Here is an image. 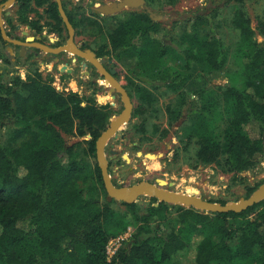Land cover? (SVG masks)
Returning a JSON list of instances; mask_svg holds the SVG:
<instances>
[{"label":"trees","instance_id":"16d2710c","mask_svg":"<svg viewBox=\"0 0 264 264\" xmlns=\"http://www.w3.org/2000/svg\"><path fill=\"white\" fill-rule=\"evenodd\" d=\"M247 1L224 0L225 8L235 3L231 24L239 34L234 48L239 66L231 83L199 90L205 104L194 100L184 110L180 98L166 109L170 128L186 115L183 150L195 140L197 163L223 160L226 171L236 175L264 159V10L254 23ZM30 2L18 0L17 15L40 33L39 21L28 18L34 10ZM47 3L53 21L48 25L61 34L65 27L56 3L36 0L37 7ZM220 9L192 15L176 37L161 33V24L148 15L134 14L109 34L112 52L134 55L136 78L147 75L152 90L178 93L187 76L163 66L168 57L186 60V70L197 64L207 74L226 67L229 54L216 26ZM203 27L210 33H201ZM0 42L8 45L1 31ZM52 83L38 70L25 79L0 80V264H264V200L241 213L219 214L182 206L173 212L152 197L142 215L136 203L122 202L127 210L116 211L117 201L107 200L101 170L91 161L110 113L91 102L83 105L79 94L58 92ZM131 85L145 101L137 114L151 106L154 93L134 81ZM68 137L90 139L84 140L86 148H77L80 144L68 146ZM256 190L248 188L246 198ZM131 226L134 232L110 257V242Z\"/></svg>","mask_w":264,"mask_h":264},{"label":"rangeland","instance_id":"374dc122","mask_svg":"<svg viewBox=\"0 0 264 264\" xmlns=\"http://www.w3.org/2000/svg\"><path fill=\"white\" fill-rule=\"evenodd\" d=\"M87 1L88 0H81V6L79 5L80 8H77L79 15H85L84 17H87V8L83 6V3L87 4ZM95 1L99 2L100 0ZM107 2H109V0H107ZM150 2L152 4L151 9L163 17L161 20L163 22L161 25V33L169 31L170 36L174 37L179 34L182 25H184L186 20L190 19L192 15L199 11L207 12L212 7L220 6L221 9L219 11V16L216 19V26L217 23L220 25L218 31L220 32L224 45L228 50L229 58L226 67L222 71L215 72L214 74H207L201 71L197 64H192L190 69L186 70L184 67L186 60H183V58L177 59L170 56L164 61L165 65L163 66L177 69L179 72H182L187 76V80L184 81L182 89L178 93L171 92L164 87L154 89L153 93L155 99L151 106H147L145 111L137 114L134 111L130 122L124 127V129L108 140L105 149L106 156L109 152L112 154V151H114L115 154H118V159H113L111 163H109L112 182L113 184H121L122 187L129 188L139 183L156 184V181L161 179L166 182V185L162 187L163 190L177 194L201 197L208 201H222L226 202V204L237 203L242 198L247 199L246 195L248 188H255L258 186L259 189V187L264 185V159L255 169L238 175L227 172L224 168L223 160H219L217 163L210 165L197 163L195 154L198 148L194 143L195 140H193V143L188 144L189 146L186 145L187 149L183 150L185 147V143L183 142L185 138L184 136L187 134V130L184 128L188 122L186 121V117L182 118L183 115L178 122H176L178 124L182 123L178 128H174V126L170 128V120L166 112L167 107L176 103L180 98L185 104L184 110L189 103L194 100L198 104H205L206 101L203 100L200 95H197L199 90H216V88L220 86H225L231 83V75L239 66V62L235 58L234 49L239 34L231 24L230 9L235 3L232 2L227 5V8H225L224 0H150ZM30 8L34 10L28 14V18L31 20H37L39 17H44V19L39 20V22L42 21V23H45L47 15L44 11L36 8L34 5ZM245 8L255 23L256 17L264 10V0H249L246 2ZM0 11L4 27L6 26L5 31L7 35L8 33H14L16 36H23L21 32L26 31L29 33L27 36L33 37L31 31L34 29H30L29 25L23 24L19 19L20 17L17 15L18 5L7 9L4 7ZM128 16L129 15L125 14L123 16L120 15L115 17L114 19H104L103 25L109 30L116 26L118 22L127 21ZM8 19L12 22L10 31H8L9 28H7V26H9ZM42 23H40L43 27L42 33L45 34L47 29ZM16 26H21V29L16 31ZM80 29L81 32L79 34V39L83 37L100 38V34H103L102 28H88L83 25L80 26ZM63 32H65V30ZM63 32L61 39H63L62 41L64 42L66 38H64ZM161 33L160 36H162ZM201 33L207 35L210 32L206 27H203ZM37 37L41 38V35H38ZM9 47L11 46H4V44L0 42V56L4 54L5 59H3V61H6V59H9L10 61V63H3L2 70L4 71L3 76L1 77L3 80H9L16 75L25 79L27 75L38 70L44 76L53 78V86L58 92H74L84 99L83 105H86L87 102H91L98 107L106 108L110 113L109 123L110 120H114L123 112V102L120 101L119 98L114 100L110 97L107 93L108 86L101 85V87L91 88L84 87V84H82V86L78 87L77 78L67 76L61 77L59 71H53L51 68L52 65L38 63L35 60L33 61L34 57L30 60H20L18 65L13 62V55L9 53ZM181 54L185 58L187 57L186 52L184 53L182 51ZM71 59H73V57H71ZM71 59L68 60L70 62L66 69L74 68V61L71 62ZM117 63L120 69L119 81L121 85L126 86L127 78L129 76L128 71L131 69H137L135 67L138 64V61L134 55L128 54L118 57ZM154 64L155 63L152 65ZM62 69L65 71V68ZM146 76L147 75H140V79L134 77L138 82H135V80L133 81L136 84L147 86L148 84L145 83ZM136 94L137 93L134 94L135 97ZM138 106L139 104L136 105L135 109ZM184 114H186L185 111ZM155 130H158L157 133H154ZM166 130L169 131L168 134L164 136ZM247 130L251 129L248 127ZM89 139L90 137H68L67 144L68 146L80 144L77 148H86L87 144L84 143V140ZM138 152H142L143 154L152 153L161 156L160 158L149 160L144 156L139 157ZM123 156H128L131 160L130 163H127ZM91 161L94 162L93 159H91ZM100 199L101 201L104 200L103 197ZM151 202L152 197L150 196H141L138 198L136 204L138 205L140 215L146 212L147 206ZM168 205L173 212L175 211L174 206H179L175 204ZM112 207L120 212L127 210L120 201H117ZM133 232L134 226H131L128 232L123 235V238H129ZM118 239L112 240L111 243L113 244L111 245L110 243L109 246H112L113 248L117 247L119 245Z\"/></svg>","mask_w":264,"mask_h":264},{"label":"flooded vegetation","instance_id":"af4514ba","mask_svg":"<svg viewBox=\"0 0 264 264\" xmlns=\"http://www.w3.org/2000/svg\"><path fill=\"white\" fill-rule=\"evenodd\" d=\"M8 1V0H7ZM6 1V2H7ZM120 0H109V2H107V0H100L99 2L95 1V0H88L87 4L83 3V6L85 8H87V17H84L82 15H79L77 8H80L79 5L81 6V0H62L63 3V7L66 11V14L71 22V24L74 27V24H77V27H74L75 29V45L77 46V48L85 53L87 52H91L94 57L101 63V65L103 66V68L110 74L113 76L114 79H116L118 81V83L121 85L120 81H119V73H120V69H119V65L117 63V56L115 53H113L112 51V46L110 43V39H109V34L114 31L115 28H117V26L120 25L121 22H118L116 24V26H114L113 28L107 30L104 25H103V20L107 19H114L115 17L118 16H123L125 14L129 15L127 17V19H130L132 17V15L136 14V15H148L155 23H159L162 25V16L157 14V12H155L154 10L151 9V2L150 0H145L146 4L142 7H138L135 9H125L122 12L115 14V15H101L99 12H97L95 9L99 8L103 5L106 4H112V3H116L119 2ZM5 2V3H6ZM1 4L0 8H4V4ZM51 3H56V0H51ZM79 3V4H78ZM17 6L21 7L20 4H18V0L14 3L13 6ZM35 6L36 8L42 9L44 11V13L47 15L45 18V23H42V21L39 22L42 23L43 25L46 26L47 32L45 34H43L42 32H37L36 30H32L31 32L33 33L32 36H27L26 31H22V35L23 36H16L14 35V33L10 34V38H12L13 40L22 42V43H26L27 45L24 46H20L18 44H10L8 43L9 46H11L13 48V57L12 60L13 62H15L16 64L19 65L20 60H30L34 57L33 61L35 60L38 63H42V64H47V65H52V69L59 71V73L61 74V77L63 76H67V77H74L78 79L77 82V86H82V84H84V87H101V85H105L108 86V91L107 93L110 95L111 98H113L114 100H117L119 98L120 101L123 102L122 99V95L120 92H118L117 90L112 92V86L109 85L108 83H106V77L104 74H102L98 68L92 64L90 61H88L87 59H84L80 56L77 55H72V53H66L65 51L60 52L59 54H53L51 52H45L44 50H41L35 46H33L34 43H39L43 46V44L45 46H47L49 49H57L60 47H63L67 44V41L69 39V34L67 31V28L64 24L65 27V32L64 33V38H66V40L63 42L61 39V34H59L56 31H52L53 27L52 25H48V23H53V21L48 17V14L46 13V9L48 8L49 4H44L40 7H37L36 5V0H31L29 6ZM57 5V3H56ZM58 8V5H57ZM89 13V14H88ZM44 17H39V19L34 21H39V20H43ZM74 23V24H73ZM41 25V24H40ZM85 25L88 28H102V32L100 34V38L98 37H94V38H88V37H83L81 39L79 34L81 32L80 26ZM103 25V26H102ZM8 31H10V26H7ZM29 28L31 29V27L29 26ZM21 29V26H16L15 30L19 31ZM106 29V30H105ZM63 30V31H64ZM41 35V38H38L37 36ZM104 36V37H103ZM29 38H34V40L31 42L29 41ZM95 47V49H93L92 47ZM24 50V53L22 52ZM24 54V55H23ZM31 56V57H30ZM71 57H73V59H71ZM136 58V57H135ZM69 59H71V62L74 61V68L72 69H66L68 68V64L70 61H68ZM137 59V58H136ZM65 68V71L62 69ZM137 69H139V65L137 64L136 67ZM137 69L135 70H129V76L127 78V85L123 86L121 85L126 92L128 93L131 102L133 104V113L134 111L137 109H135L137 104H140L141 102H145L144 100H142L140 97L137 96L135 97V88L134 86L131 85L132 81L135 80V82H138V80L134 79V77H136V75L134 74V72L137 71ZM52 71V72H53ZM111 71H114L115 73L112 74ZM41 73V72H40ZM51 73V72H50ZM144 79V78H143ZM53 85V83H52ZM131 86V87H130ZM54 87V86H53ZM147 87L150 91L153 92L152 88L150 85L145 86ZM64 93V92H63ZM68 93V92H67ZM74 93V92H73ZM80 96V95H79ZM137 99V102H136ZM155 99V98H154ZM154 99L151 103L154 102ZM124 105V102H123ZM125 109V106H124ZM123 109V111H124ZM132 113V114H133ZM186 116L184 115L182 118H185ZM111 123V120H110ZM110 123L108 124L107 128L110 126ZM182 123H176L174 128H178L179 125H181ZM170 127V126H169ZM107 158L109 160V163H111V161L113 159L117 160L118 159V154H116V158H114V154H109L107 155ZM110 168V166H109ZM110 171V170H109ZM115 186H119L121 184H115ZM157 204H155L156 206ZM148 207V206H147Z\"/></svg>","mask_w":264,"mask_h":264},{"label":"water","instance_id":"95a60500","mask_svg":"<svg viewBox=\"0 0 264 264\" xmlns=\"http://www.w3.org/2000/svg\"><path fill=\"white\" fill-rule=\"evenodd\" d=\"M16 1L17 0H8L4 4V7L6 9L10 8L14 5ZM56 3L58 5L59 15L63 23L65 24L69 34V39L67 41V44L57 49H49L48 47L44 45L42 46L39 43H34L33 46L41 50H44L45 52H51L53 54H59L60 52L65 51L67 54L72 53L74 55L87 59L92 64H94L102 74L105 75L106 83L112 86L111 89L112 92L117 90L118 92L121 93L124 102V106H125L124 111L121 113L120 116H118L117 118L111 121L110 126L101 134V136L97 140L96 157L93 158V161L98 164L101 170L104 187L107 192V200L109 202H111L112 200H116V201L132 204V203H136L138 198H140L141 196H150V197H156L167 204H175L186 208H194L197 211H202L206 213L223 214L230 212L241 213L264 200V185L259 187V189L256 190L249 198L247 199L242 198L237 203H229L225 205H222L220 203L210 202L207 199H203L201 197L190 196L187 194H176L174 192L165 191L162 189V187L166 185V182L161 179L157 180L156 184L139 183L129 188L122 187L121 185L115 186L112 182V178L109 173V160L106 156L105 149L108 140L116 136V134L119 131L123 130L124 127L130 122L133 113V104L126 90L118 83L116 79L113 78L112 75H110L103 68L101 63L94 57V55L91 52L85 53L77 48V46L75 45V29L66 14L62 0H56ZM145 4H146L145 0H120L119 2L116 3L103 5L99 8H96L95 10L99 12L101 15L108 16V15L118 14L125 9H135L138 7H142ZM0 10H2V8ZM0 30L2 37L6 42L10 44H18L20 46L27 45L26 43L13 40L7 35L4 24L2 22L1 11H0ZM33 40L34 38H29V41L31 42ZM92 48L95 49L94 46ZM22 52L24 53V50ZM111 72L112 74L115 73L114 71ZM112 153L114 154V158H116L115 152L112 151ZM138 156L139 157L144 156L149 160H153L160 158L161 155H156L152 153L143 154L142 152H138ZM123 158L127 163H130L131 160L128 156H123ZM126 190H134L135 196L131 197L130 199H127L125 197ZM156 206H158V204Z\"/></svg>","mask_w":264,"mask_h":264},{"label":"built area","instance_id":"2783aa9c","mask_svg":"<svg viewBox=\"0 0 264 264\" xmlns=\"http://www.w3.org/2000/svg\"><path fill=\"white\" fill-rule=\"evenodd\" d=\"M3 63H4V61H3V58H2V56H0V80H1V77H2V75H3V71L4 70H2V66H3ZM125 238H119L118 239V243L120 242V241H122V240H124ZM111 243V242H110ZM113 243H111V245H112ZM119 246V245H118ZM118 246L117 247H115V248H113L112 246L110 247V246H108V255L111 257V256H113L114 254H115V252H116V250H117V248H118Z\"/></svg>","mask_w":264,"mask_h":264},{"label":"bare ground","instance_id":"6f19581e","mask_svg":"<svg viewBox=\"0 0 264 264\" xmlns=\"http://www.w3.org/2000/svg\"><path fill=\"white\" fill-rule=\"evenodd\" d=\"M177 194V193H176ZM135 196V191L134 190H126L125 191V197L127 199H130L131 197H134Z\"/></svg>","mask_w":264,"mask_h":264},{"label":"crops","instance_id":"0c3cea01","mask_svg":"<svg viewBox=\"0 0 264 264\" xmlns=\"http://www.w3.org/2000/svg\"><path fill=\"white\" fill-rule=\"evenodd\" d=\"M5 27H6V26H5ZM2 38H3V37H2ZM8 50H9V53H11V55H13V51H11V50H13V48L9 47Z\"/></svg>","mask_w":264,"mask_h":264}]
</instances>
